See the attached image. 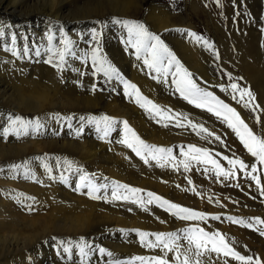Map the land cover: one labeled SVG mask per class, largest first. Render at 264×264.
<instances>
[{"label":"rangeland","instance_id":"374dc122","mask_svg":"<svg viewBox=\"0 0 264 264\" xmlns=\"http://www.w3.org/2000/svg\"><path fill=\"white\" fill-rule=\"evenodd\" d=\"M130 2L134 3V5L131 4L133 11L135 10V12L138 13L133 12L130 13L129 16L127 17L126 15L120 17L117 14L110 13L112 11L109 9V7L106 6L103 12L105 13L106 11V13L109 14L105 13L103 17L102 16L99 17L98 12H102V9L100 8L103 5H105V3L111 4L108 0H72L71 1L70 5L68 6V9L72 11V14L66 13V15H68L69 18L84 14L87 16L84 20L88 21L87 20L88 15L92 17L93 15L95 17H98L94 19L92 17H89V20L90 22L92 21V19L95 20L93 22L94 25L92 26V28L96 27L97 30L101 32L99 43L97 44L96 42L92 41L91 36L89 34L88 37L90 39H88V41L86 42L88 45H86V47L83 48L82 54L83 52L90 51L92 47H98L101 51V55L107 58V60L114 67L117 68V70L121 73L124 79L128 80L130 83L137 85L143 96L153 100L155 103H157L158 100L161 103V105L157 103L158 105L162 107L166 106V108L171 109L175 113H183L187 115L189 120H191L193 123L203 124L206 128L209 129L210 132L213 133V136L209 137L206 140L202 138L206 134L201 133L198 135L195 131L191 129L190 126L181 127V128L170 126L168 128H165L162 127L160 124H157L154 120L149 119L150 121L148 122L149 117L147 118L146 117L147 115L141 109L143 115L146 117L145 120L148 126L149 123L151 124L153 123L152 125H154L158 130L160 131L162 130L161 131L162 136H160L161 137L160 139L162 142L168 143L167 144L168 147L165 148L173 149V156L176 157V159L172 161L174 162V165L179 164L180 161L185 159L184 155H182V151L187 152L188 151L187 146L189 145H195L197 147L211 149L213 158L217 159L221 164V166L224 167L226 170L231 168V165H229L228 161L224 160L223 157L228 156L231 159L233 158V153L235 154V157H238L240 160H243L246 164L251 165L253 163H257L255 158L252 157L244 148L243 144L240 142L235 132L231 128H229L227 124L222 121V119H218L212 113H209L200 108H196L193 104H189L187 101L183 100L179 96V94L175 92V85H172L171 83L162 84L159 83L156 79H153L155 73L152 74V72L148 70L146 66L143 65L142 59L141 60L136 59L135 49L130 44L126 43L128 39L126 29L119 30L120 32L115 33V35H107L108 33L105 32V28L109 27L112 24L113 18L131 19L144 23L146 27L149 26L148 27L149 30L152 31L154 34H159L161 39L170 49V51H172V53L176 56V58L180 61V63L182 62L181 64L183 65V67L193 74V78L196 80L199 87L212 92L219 99L224 100L225 103L229 104L230 107L235 108L236 111L240 114L241 118L245 121V123L248 124L249 128L256 135L260 137H264V0H130ZM47 3L48 0L44 3V5ZM86 3H87L86 9H81L80 6ZM40 5H38L37 8H32V7L24 8L18 6L19 9L21 10L23 9L22 10L24 11L23 14H25V12L27 13L26 14L27 16L26 15L25 16L28 18L26 22L29 23V25L35 22V18H37L36 19L37 21L41 22L40 24H43L45 22L44 18L41 19V16L36 15L37 14L36 12L38 11ZM151 5L159 6L158 8L159 13H163L166 17L168 16L170 24L174 26V29L171 28L172 29L171 34L164 35L154 30V28L151 25V20L148 19L150 13L149 8ZM103 12L102 14H104ZM15 15L17 17L14 18H20V20H24V18H21L22 16L19 17L17 14ZM8 18L10 19V16H8ZM69 18L65 19L63 23H61L59 26L58 24H52L50 29L53 28L55 29V31H59L60 33L61 31L66 33L67 31H69L68 30L70 27L69 24H73L74 22V20L71 21ZM84 20L82 22H84ZM17 23H19V21ZM150 26L153 29H151ZM187 31L194 32L196 35L203 37L204 40L208 41L212 45V48L208 49L207 47L202 46L201 43L196 42V44L199 46L200 63L205 64L203 70L197 67L195 68L194 66H192L193 64H189V63L186 64L179 55V53L175 50L176 49L174 42L175 39L177 38L176 39L177 41L184 42V39L182 38L185 35V33H187ZM60 36L61 35H59L58 33L54 34L55 39L53 41V44L57 47L60 46L58 44V41L61 39ZM67 36L71 39L69 35ZM123 39L126 41H124ZM188 41L189 40L186 39V42ZM141 56H143V53H141ZM73 59L75 60V58H69V63L71 62L70 60ZM43 65L44 67L47 66L48 70L39 71L40 73L38 72V74L41 77H46V75L53 77V81L55 85L57 83L59 86L64 87L67 85L66 83L70 82V85L73 86L76 90L78 89L77 91L80 93L82 92L87 93L89 94V96H94V97H98L96 94H100V95H104V98L102 99V101L99 99L100 101L99 106H97L96 108H75L73 110L71 108H61L56 106L47 109L45 108L42 111L41 110L32 111L30 109V106L20 107L22 109L21 110L20 108H18L20 102L17 99L12 98L11 100L10 98L9 102L11 104L6 103L10 106L0 105L1 107L0 117L6 118V114H11V113H16V114L18 113L19 115H22L27 118L40 116L47 120L48 127L45 130V135L37 139L28 138L23 140H15L14 138L11 137L7 141L0 139L1 141L0 143H2V145L5 146L6 144L8 145L11 144L12 146L14 145L16 147H20L24 145L27 146L26 147L27 149L24 152H22V154L16 155L14 153V156L12 157H9L12 152L3 151L1 154L4 157H8V158L0 160V166H4L6 168L7 165L22 162L26 158L48 153L53 156H67L70 158H75L80 162V164L83 165L85 169H87L88 168L86 166L87 160L85 159L82 160L81 157L78 156L79 155L78 152H80L81 144L87 143V146L93 144V147H95V152L97 157H100V151H99L101 148L100 146L106 147V146H111L113 144L104 141H98L96 139L95 129L91 127L86 128L87 135L84 138L78 140L74 138L72 135H69V130L67 127L61 129L60 125H58L54 120H51L49 116H45V115L46 114L50 115L52 113L75 114L77 116L79 115L87 116L93 114L94 115L109 114V110L106 109L107 107L104 105V103L110 102L109 100H111L112 97H115L117 100H119L120 103L123 104V106L124 104L125 106H130L128 104L137 106V104L134 102V100H130L129 98L123 95V85L120 84L119 82H115V87L117 91L111 94L107 91L103 93L101 92H96L95 94L91 93L89 89L91 88L93 83H97L98 86H105L104 84L105 78L103 77L102 73H98L96 76L91 75L92 71H94V68L92 66L90 57L86 63L83 61L82 65L84 67L82 66L81 68H76L79 70V72L75 71L74 70L75 67H71L72 65H70L68 70H66L62 74H58L50 65H46V64ZM80 71L82 73H85V75L81 76L79 74ZM42 72L43 74H41ZM139 74H143L142 75L143 78H146V80L145 79L143 80V83L145 82L147 85L149 84L148 86L150 87V92H151L149 93L152 95L151 97H149L145 93L148 91L146 90L144 91L143 86H141L139 83L136 82L137 81L136 77H138ZM229 74H231L233 78H242L236 80V82L239 83L241 87H249L251 89V91L255 95V103L259 105V109L257 111L253 112L247 108H244L240 103H237V101L233 100L228 92L222 90L223 88H227L233 82L232 79H229ZM22 75H23L22 72H20L19 76ZM149 79L152 80L149 81ZM170 80H171V76H169V81ZM47 84L52 85L53 83H50V81H48ZM77 85L79 88L77 87ZM80 85L83 86L81 87ZM80 89L82 90L80 91ZM93 99H96L97 101L98 98H93ZM100 104L102 105L100 106ZM136 106L135 108L138 109L139 106L137 107ZM126 110L124 107L123 108L121 107L120 111L121 113L123 112L121 116V120H127V117L129 115L133 117L134 115L133 112L131 111L126 112ZM125 114L126 116H124ZM257 116H259L260 118L259 123L257 122L256 119ZM4 118H0V122H1L0 125L4 124ZM183 123L184 125H188V120L183 121ZM131 128L137 133L135 127L133 128L132 126ZM52 131H60V135L59 136L51 135ZM141 134L146 135L143 133ZM215 135H219L221 137L223 144H221L218 141H215L214 139ZM166 136L168 138H166ZM119 138L121 137L118 136L116 133H113L112 139H119ZM32 142L42 143L43 146H46V148H48L47 149L48 151L43 150L39 152H34L33 147L30 145V143ZM45 142L47 143L45 144ZM54 142H59L60 145L56 144L57 145L56 146L54 145ZM150 144L164 147V145L162 144H157V143H150ZM115 145L126 149L128 154H130L129 156L132 157L134 160H136L141 167L149 168L151 171H157L159 169L160 170L162 169L154 165H148V166L144 165L143 162L138 157H136L135 154L132 153L130 149H127L119 144H115ZM73 146L75 147L73 148ZM106 152L112 154L111 151H106ZM216 153H219L220 155L216 156L215 155ZM204 167H205L204 165L197 166L196 163L193 162L190 170L185 172L183 166L180 165L178 170H173V173L175 174H173L172 171H169L166 167L163 168L162 171H164L166 175L165 176L166 179H172V182L166 180L167 182H169V186L167 188L168 189L170 188L169 195L167 196L159 195L154 188H146L139 186L138 180L133 181L134 183L133 182H123V183L128 184L132 187L142 189L143 190L142 193H139L138 195L143 196L145 199L148 198L147 193L152 192L156 196L166 199L169 202L179 204L183 207H187L195 211L206 213L208 216L206 222L182 221L176 218L174 215H172V212H174L175 210H172V212H170L167 210V205H165L164 207H160L158 205V202L155 201L152 205H146L148 209L147 211L141 208L138 204L134 205L130 202L127 203L117 202L116 204L93 202L98 208L102 206L100 208L102 210L113 208L114 210L118 211L119 214H121L122 216L124 215L133 216L134 214H136L137 217H140L142 221L144 222L146 221V223L151 224L152 227L148 230L146 229L141 230L140 228L137 227L138 225H132L129 231L122 233L119 232L118 230L116 232L112 231L111 230L112 227L109 224H105L101 227L99 226L95 228L94 230H89L87 233L82 234L83 233L82 232L81 234L78 235H72V234L56 235L54 233H49L48 235L42 236L39 240H37L36 244L34 243L32 246H30V249H32V252L35 253L38 257H40V259H42L44 264H67L65 257L63 255H58V251H60L59 245L53 240L52 242L51 238L57 236L58 239L78 240V238L85 237L87 234L94 233L95 231V234L102 235L103 239L99 245H94V246L104 247L105 249L112 252L115 258L118 257L117 259H120L121 261H128L135 256L155 255L153 251L154 249H149L141 245L140 237L136 230H140L148 233L177 232L178 234H181L180 230L182 228L190 225L192 226L198 225L199 227L205 228L206 231H211V232L219 231L220 233L224 234L226 237L229 236L228 239H230V241L234 242V244L236 245V247L234 245L236 251L240 252L245 256H249L250 253H251L250 256H253L255 254L253 258L254 259L259 258L262 261V264H264V261L257 253L255 247L248 245L241 246L237 241H235L236 239L234 240V236L230 234L228 231L224 230V228L222 227L223 223L237 227L238 229H242L245 232H248L249 234L246 233L247 235H250L252 237L256 236L255 238L258 241L264 242V236L259 235V233L254 229L247 228L239 223H232L228 219V217H233L236 220H243L245 221V223H253V224H255L257 218L264 220V195L261 194L260 189L257 186L256 182L253 181L250 177H248L245 173L239 171H237L236 177L233 179L227 181L223 180L222 178L216 179L210 173H205L203 171ZM257 167H258V171L254 173V175H256L261 179V186H264V165H259L257 163ZM87 171L89 173L102 174L107 178L110 177L105 173L91 171L89 168L87 169ZM156 177H157L156 181L158 182L160 181L162 182V179L164 180V178H162L159 174ZM6 178H9L6 172L0 174V201L3 197L8 198V196L6 195L9 194L8 192L10 190L13 192L17 190L25 193L26 186L33 184L38 185L36 183L25 181L20 178L18 179L9 178L8 180H6ZM189 180L192 181L191 184L188 183ZM55 186L57 189L55 188L53 189V191L51 190L46 198L38 199L42 201L46 206L39 208V210L36 212L37 214L35 213V215H40L42 213L41 216L42 215L46 216L44 215L45 212V214L51 216V218L49 217L50 219H53L55 217L56 218L55 222L57 221V224H59L60 222L58 219L59 217L57 214H55L57 213L56 211L58 210V208L59 209L65 208L66 206L70 207L69 205L73 206L74 205L73 202L76 200L73 196H79V195L73 193L69 188L61 184H55ZM180 187L182 191H180L179 189ZM214 189H217V191L216 192L213 191ZM54 190L56 191L54 192ZM68 192L69 194H67ZM202 193L203 195L204 194L205 195L202 196ZM221 195L223 196L222 199L220 198ZM193 199L194 201H192ZM202 199H204L205 202L202 201ZM195 201L201 204L200 207L197 205V203H195ZM64 202L66 205L63 206ZM50 205H52L51 208ZM204 206L211 207V209L214 210L213 211L214 213L204 211L205 209ZM227 208L243 210L245 212H248L250 215L237 214L235 216L233 215L225 216L228 215V213L226 212ZM129 209H131V211H129ZM214 214L215 216L221 217V219L220 220L211 219V217H213ZM173 224L175 225L176 229L174 228ZM257 227L260 226L257 225ZM72 236L73 238H71ZM48 239L50 240V242ZM84 239L89 243L88 239L86 238ZM149 239H154V237L150 236ZM245 246L247 249L245 248ZM242 247L245 251L242 249ZM6 254H7L6 258L0 255V261L10 260L13 257L8 255V250H6ZM93 259L94 261L97 262V264H100L101 261L105 260V257L96 255L93 257ZM229 259L232 258L229 257ZM137 264H139V262H137Z\"/></svg>","mask_w":264,"mask_h":264},{"label":"snow or ice","instance_id":"6c2138e0","mask_svg":"<svg viewBox=\"0 0 264 264\" xmlns=\"http://www.w3.org/2000/svg\"><path fill=\"white\" fill-rule=\"evenodd\" d=\"M114 24L120 25L126 29L128 39L126 43L130 44L136 52V59L141 60L144 66L156 75L159 83L175 85V92L187 101L193 104L196 108L203 109L215 115L218 119H222L224 123L231 128L240 142L243 144L247 152L255 158L259 165H264V137L256 135L241 118L235 108L230 107L224 100L219 99L212 92L199 87L193 74L183 67L176 56L170 51L168 46L161 39L159 34H154L145 26L144 23L122 18H113ZM193 38L197 43L208 49L212 45L196 35L194 32L186 33ZM61 39L58 41L59 47L53 44L55 37L52 34L47 35V48H36L34 51L28 44V38L21 36L24 41L21 48L17 47V35H11V42L4 44L0 50L10 53L12 57L17 59H25L31 61L33 57L37 58L36 62L50 65L58 74H62L69 69V58H75L84 61L91 59L94 71L91 75L96 76L102 73L105 78V86H98L93 83L89 91L93 94L96 92H116L115 82L123 85V95L134 102L142 109L149 119L154 120L162 127H188L198 135L203 133V139H208L213 136L203 124H195L189 120L188 116L183 113H175L171 109L162 107L153 100L141 94L137 85L130 83L124 79L121 73L114 67L104 56L98 47H92L90 51L78 54L75 50L74 42L63 31L60 33ZM5 36L4 27L0 25V38ZM91 40L99 43L101 32L93 27L90 30ZM31 53V55H30ZM42 53H46V58L42 61L39 59ZM143 53V56H141ZM0 60V63H3ZM79 72L78 69H74ZM23 72V69H20ZM81 76L85 73L80 72ZM169 76L171 80L169 81ZM62 79V76H61ZM229 79L233 82L222 90L228 92L232 99L240 103L244 108L250 111H257L259 105L255 103V95L249 87H241L236 80L242 78H233L229 74ZM110 85V86H109ZM81 87L83 85H80ZM4 118V117H0ZM51 120H54L61 129L67 127L69 135L80 140L84 138L86 128H94L96 139L111 144H119L138 157L144 165H154L156 167L165 168L169 163L176 159L173 156L172 148L156 146L145 142L130 126L127 120H118L107 114L102 115H75V114H60L52 113L49 115ZM257 122H260L259 116L256 117ZM188 120V125H184L183 121ZM75 121V124H74ZM48 127L47 120L40 117L27 118L22 115L11 113L6 114L4 124L0 125V139L7 141L10 137L15 140L37 139L45 135V130ZM113 133H116L121 138L112 139ZM122 134V135H121ZM51 135L59 136L60 131H52ZM215 141L223 144L221 137L215 135ZM188 151L183 152L185 159L179 164L174 165V170H178L180 165L183 166L185 172L189 171L193 162L197 166L204 165L203 171L210 173L216 179L225 181L236 177L237 171L245 173L253 181L256 182L262 195H264V186H261V179L254 175L258 171L257 163L251 165L246 164L243 160L235 157L224 156L223 159L228 161L231 168L225 169L219 161L213 158L211 149L189 145ZM111 150V149H110ZM219 156V153L215 154ZM210 165V167H209ZM36 168L43 170V176L47 178L51 184H61L69 188L73 193L84 197L91 202H104L106 204H116L130 202L134 205L138 204L141 208L147 211L146 205H152L158 202L160 207L167 205V210L172 212L176 218L186 222H206L208 216L206 213L195 211L193 209L183 207L179 204L169 202L152 192L147 193V199L138 195L142 193V189L132 187L128 184L119 181L110 180L109 178L98 173H89L82 164L75 158L67 156H53L48 153L36 155L26 158L19 163H13L0 166V174L7 173L9 178L23 179L32 183L41 185L42 187H50L45 180L37 174ZM192 183L191 180L188 181ZM238 186V185H237ZM8 199L12 200L17 207L26 215L35 214L39 208L46 205L37 199V197L20 191H9ZM71 207V205H69ZM86 206H83L81 210ZM131 211V209H129ZM213 220H220L221 217L213 216ZM232 223H239L247 228L254 229L259 235L264 236V220L257 218L255 224L245 223L243 220H236L233 217H228ZM259 225L260 227H257ZM123 231V230H122ZM142 246L149 249H159V255L152 256H135L128 261H121L113 256V253L104 247L94 246L89 244L84 237L78 240L73 239H51L59 245L60 251L58 255H63L67 264H97L93 257L99 255L105 257L100 264H213L215 256L219 261L221 257H230L239 262V264H262L259 258L254 259L252 256H245L235 250L234 242L230 241L224 234L219 231H206L205 228L195 226H187L177 232L168 233H148L136 230ZM154 239H149V237ZM169 253H174L171 261ZM222 264H228L225 259Z\"/></svg>","mask_w":264,"mask_h":264},{"label":"bare ground","instance_id":"6f19581e","mask_svg":"<svg viewBox=\"0 0 264 264\" xmlns=\"http://www.w3.org/2000/svg\"><path fill=\"white\" fill-rule=\"evenodd\" d=\"M46 1L47 0H0V25H2L4 27V31H5V36L3 38H0V48H2L4 46V44L10 45L12 34H16L18 37V39H17V47L18 48H21L23 46V43H24V41L22 39H20V37L26 36L28 38L27 42L33 51L36 48H46L47 47V44H46L47 35L52 34L54 36V34H56V33H58L60 35L59 31H55V29H53V28L50 29V27L52 24H58V26H59L61 23H63V21L65 19L69 18L68 15H66V13L72 14V11L68 9V6L70 5L72 0H48V3L44 5V3ZM108 1L111 4L105 3V5H103L100 8V9H102V12L105 10L106 6L109 7V9L112 11L110 13L117 14L120 17H122L123 15H126V17H127V16H129L130 13L135 12V10L133 11V8L131 6V4L134 5V3H131L130 0H108ZM20 4H22V5H20ZM38 5H40V7L38 8L36 15L41 16V19L44 18L45 22L43 24H40L41 22L37 21L36 20L37 18H35V22L33 24L29 25V23L26 22L28 19L26 17L27 13L25 12V14H23V12H24V11H22L23 9L22 10L19 9L18 6H21L24 8L25 7L26 8L27 7L37 8ZM86 5H87V3L80 6V8L86 9ZM158 8H159V6H156V5L150 6V8H149L150 13H149L148 19L151 20V25L154 28V30L160 32L161 34L169 35V34H171V31H172L171 28L174 29V26L170 24L168 16L166 17L163 13H159ZM102 12H98L99 17L100 16L103 17V15H105V13H106V11H105V13L103 12L104 14H102ZM135 13H138V12H135ZM15 14H17L19 17L22 16L21 18H24V20H20V18H14V17H17ZM106 14H109V13H106ZM8 16H10V19L8 18ZM86 17L87 16L84 14L79 15V16H75V17H70L69 19L71 21L74 20V22H73V24H69V26H70L68 29L69 31L66 30L67 32L64 33L65 35H69L71 37V39L74 42L75 50L78 52V54H81V55H82L83 48L86 47V45H88L86 42L88 41V39H90L88 36L90 34V30L92 29V26L94 25L93 22L95 20H93V19L98 18V17H95L94 15H93V17L88 15V19H87L88 21H85L84 19ZM89 17L93 18L91 22L89 20ZM83 20H84V22H82ZM18 21H19V23H17ZM70 23H72V22H70ZM95 24H97V23H95ZM102 26H103V23H102ZM107 26H105V27H107ZM152 27H151V29H153ZM63 29H64V27H63ZM121 29H123V28L120 25L114 24L112 22V24L109 27L105 28V32L108 33L107 35H115V33L120 32L119 30H121ZM187 32H191V31H187ZM29 39H30V41H29ZM176 39L174 41L175 47H176L175 50L179 53V55L184 60V62L186 64L187 63L193 64L192 66H194L195 68L197 67V68L203 70L205 64L200 63L199 46L196 44V41L193 38L189 37L186 33L182 38V39H184V42L177 41ZM186 39L189 41L186 42ZM124 41H126V40H124ZM123 43H125V42H123ZM122 47H124V46H122ZM177 52H176V54H177ZM30 55H31V53H30ZM44 58H46V53H42V56L39 59L42 61ZM36 59L37 58H35V57H33V59L31 61H28L25 59H17L15 57H12L10 53H6V52L0 50V60L4 61L3 63H0V105L10 106L6 103H10L9 99L11 98V100H12V98H14L20 102V105L18 106V108L30 106V109L32 111H38V110L42 111L45 108L47 109V108H52V107H56V106L61 107V108H71L73 110L75 108H96L97 106H99V102H100L99 99L102 101V99L104 98V95L96 94L98 97H94V96H89V94H87V93H83V92L80 93L77 91L78 89L76 90L73 86L70 85V82L66 83L67 85L64 87L59 86L57 83L55 85V83L53 81V77H51L49 75H46V77H41L38 74L39 71L48 70V69H47V66L44 67L42 62L37 63ZM70 61L71 62L69 63V65H72L71 67H75V69L81 68L83 66L82 60H79V59L74 60L73 59ZM20 69H23V72H22L23 75L22 76H19V73L21 72ZM136 70H137V68H136ZM249 71H252V70H249ZM43 72H45V71H43ZM43 72L41 74H43ZM50 73H51V71H50ZM143 74H139L138 77H136L137 78L136 82L139 83L141 86H143V88H144L143 90L148 91L145 93L149 97H151L152 95L150 94L151 92H150V87L148 86L149 84L147 85L145 82H144L145 84L143 83V80L144 79L146 80V78H143V76H142ZM152 74H153V72H152ZM136 76H137V74H136ZM150 80H152V79H149V81ZM48 81H50V83H53V84L52 85L47 84ZM77 87H78V85H77ZM81 90L82 89H80V91ZM113 96H115V95H113ZM93 98H98V99L96 101V99H93ZM152 99H153V97H152ZM109 101L110 102H108V103H104V105L107 107L106 109L109 110V114H107V115L114 117L118 120L120 118V120H121V116L123 113V112L121 113V111L123 109L121 111H120V109H121V107L122 108L124 107L125 110L127 109L126 112L131 111L134 114L133 117L131 115H129L127 117V121L129 123V126L130 127L133 126V128L135 127L137 130V134H139L140 137L143 140H145V142L149 141L150 143L162 144V145H164V147H168L167 146L168 143L162 142L160 139L161 138L160 136H162L161 135L162 130L161 131L158 130L154 125H152L153 123L152 124L149 123V126H148V124L146 123V120H145L146 117L148 118V116L145 117L143 115V112L140 109V107L137 109V108H135L136 105H131V104H128L131 107L125 106V104L123 106V104H121L120 101L117 100L115 97H112V99ZM157 103L161 105V103L158 100H157ZM101 105L102 104H100V106ZM30 109H28V110H30ZM45 116H49V115L46 114ZM124 116H126V114ZM150 120L148 118V122ZM141 133L146 134V135H142ZM167 136H166V138H168ZM149 142H147V143H149ZM46 143L47 142H45V144ZM56 144L60 145L59 142H54V145H56ZM26 145H28V144H26ZM30 145L33 147L34 152H39V151H43V150L48 149V148H46V146H43L42 143L32 142V143H30ZM90 146H87V143L81 144L80 145V152H78L79 155L78 154H76V155L80 156L82 160H84V159L87 160L86 161L87 163L85 162L86 166L91 171H96L99 173H105V174L110 176V177L108 176L110 178V180L119 181L121 183L133 182L135 180H138V185L141 187L154 188L155 191H157L158 194L161 196L169 195V192H170L169 189L170 188L169 189L167 188L169 186V182H167L166 180L172 182V179H166V177H165L166 175H165L164 171H162L163 168L161 170L159 168H157L159 170L151 171L149 168L141 167L140 164L136 160H134L132 157L129 156L130 154H128L126 149H124L120 146H117L115 144H113L111 146H106V147L100 146L101 147L99 150L100 151V157L96 156L95 147H93V144H90ZM26 147L27 146H25V145L20 146V147H16L14 145L12 146L11 144L10 145L6 144V146H5V145H2V143H0V160L8 158V157H4L1 154L3 151L12 152L11 155L9 156V157H12V156H14V153L16 155L22 154V152H24L27 149ZM74 147L75 146H73V148ZM161 147H163V146H161ZM64 148H65V145H64ZM58 150H60V149H58ZM106 151H111L112 154H110ZM42 153H44V152H42ZM129 165H130V167H129ZM166 168L169 171H172V173H173L174 162H171L170 164H168L166 166ZM36 172L38 175L41 176L42 179L45 180L46 184H50L51 186L50 187H42L41 185H35V184L28 185L25 187V193L32 195V196H35V197H37V199H43V198H46L49 195V192L51 190L53 191V189H55L56 186H55V184H51V182L48 181L47 178L43 176V170L42 169L37 168ZM158 174L162 178H164V180L162 179V182L156 181V179H157L156 176ZM173 174H175V173H173ZM8 179L9 178H6V180H8ZM12 185H14V184H12ZM16 187H18V186H16ZM61 189H64V188H61ZM179 189H180V191H182L181 187ZM5 191H6V189H5ZM55 191L56 190H54V192ZM210 191H212V190H210ZM213 191L216 192L217 189H214ZM67 194H69V192ZM194 195H195V192H194ZM204 195L202 193V196H204ZM6 196H8V195H6ZM199 196H200V194H199ZM51 197H52V195H51ZM65 197H67V196H65ZM73 197L76 199L73 202L74 203L73 206H71V207L66 206L67 208L65 207V208H60V209L58 208V210L56 209L57 213H55V214H57L59 217L58 218L60 221L59 224H57V221L55 222V219H56L55 217L54 218L52 217L53 219H50L51 216H49L48 214H45V212H44V215H46L47 217L43 216V215L41 216L42 213L40 215H35V214L26 215L23 211H21L17 207V205L12 200L8 199L7 197L6 198L3 197L0 201V255L6 258V256H7L6 250H8V255H10L11 257L13 256V257L10 260H1L0 264H44L42 259H40V257H38L35 253L32 252V249H30V246H32L34 243L36 244L37 240H39L42 236L48 235L49 233H54L56 235L57 234L78 235V234H81L82 232H83L82 234L87 233L89 230H94L95 228H97L99 226L101 227L105 224H109L112 227L111 228L112 231L116 232L118 230L119 232H122V233L129 231V229L131 228L132 225H138L137 227L140 228L141 230H143V229L148 230L152 227L151 224L146 223V221L145 222L142 221L141 218L137 217L136 214H134L133 216H125V215L122 216L121 214H119L118 211L114 210L113 208H108L106 210H102V209H100L102 206L98 208L93 202L88 201L87 199L83 198L82 196L81 197L80 196H73ZM220 198L222 199L223 196L221 195ZM70 199H72V198H70ZM49 200H51V199H49ZM192 201H194V199ZM202 201H204V199H202ZM195 203H197V205L200 207L201 204H199L196 201H195ZM64 205H66L65 202H64L63 206ZM51 206L52 205H50V208H51ZM83 206H86V207H84L83 210H81V208ZM220 207H222V206H220ZM41 211H42V209H41ZM204 211L211 213L214 210H212L211 207H205ZM226 212L228 213V215H225V216H229V215L235 216L237 214H239V215H242V214L243 215H250L248 212H245L243 210H237V209H231V208H227ZM210 215H212V214H210ZM214 216H215V214H214ZM109 225H108V227H109ZM222 227L224 228V230H226L230 234H232L234 236V240L236 239L235 241H237L241 246L248 245V246L255 247L257 253L261 257V259L264 261V242L258 241L255 238L256 236L252 237L250 235H247L246 233H248V232H245L242 229H238L237 227L230 226V225L224 224V223L222 224ZM174 228H175V225H174ZM174 228H171V229H174ZM55 237H57V236H55ZM71 238H73V236ZM84 238L88 239L89 243L91 245H99L103 239L102 235L95 234V231H94V233L87 234ZM230 238H231V236H230ZM42 239H41V241H42ZM45 240H46V238H45ZM51 241H52V239H51ZM49 242H50V240H49ZM235 247H236V245H235ZM245 248H246V246H245ZM242 249H243V247H242ZM153 251H154L155 255L161 254L159 249H154ZM246 251H248V250H246ZM151 253H153V252H151ZM250 254H249V256H250ZM173 256H174V253H169V260L170 261H171ZM225 259L228 261V264H239L238 261L229 259V257H228V259L225 257H221L220 260L218 261L215 256L213 257V264H222V261Z\"/></svg>","mask_w":264,"mask_h":264}]
</instances>
